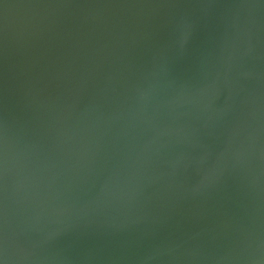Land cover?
<instances>
[{"label":"water","instance_id":"1","mask_svg":"<svg viewBox=\"0 0 264 264\" xmlns=\"http://www.w3.org/2000/svg\"><path fill=\"white\" fill-rule=\"evenodd\" d=\"M3 264H264V0H0Z\"/></svg>","mask_w":264,"mask_h":264},{"label":"snow or ice","instance_id":"2","mask_svg":"<svg viewBox=\"0 0 264 264\" xmlns=\"http://www.w3.org/2000/svg\"><path fill=\"white\" fill-rule=\"evenodd\" d=\"M0 264H3V262H2V261H0Z\"/></svg>","mask_w":264,"mask_h":264}]
</instances>
